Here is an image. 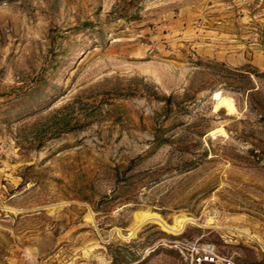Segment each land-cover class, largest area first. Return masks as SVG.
I'll return each mask as SVG.
<instances>
[{
    "label": "rangeland",
    "instance_id": "374dc122",
    "mask_svg": "<svg viewBox=\"0 0 264 264\" xmlns=\"http://www.w3.org/2000/svg\"><path fill=\"white\" fill-rule=\"evenodd\" d=\"M205 245L264 264V0H0V264Z\"/></svg>",
    "mask_w": 264,
    "mask_h": 264
},
{
    "label": "trees",
    "instance_id": "16d2710c",
    "mask_svg": "<svg viewBox=\"0 0 264 264\" xmlns=\"http://www.w3.org/2000/svg\"><path fill=\"white\" fill-rule=\"evenodd\" d=\"M250 91L247 94V103L250 104L252 101V92L253 89H250ZM161 100L163 103L162 110L164 112L163 118H168L169 114L173 112V107L174 105L176 106L178 103H176L175 98L173 95H168V96H163V97H158V100ZM80 102V96L76 95L73 98H71L70 101H68L64 106L59 108L57 112H62L65 111L69 114V120L65 119V117H61V119L58 120V125L56 128L60 130V132L64 131H71L75 129L76 127L83 128V120L84 117L81 113V110L78 109V104ZM75 112H78L79 115H76ZM56 130V129H55ZM170 129L167 128H160L159 130L156 131L155 133V141L158 146L161 145H172L173 144V136L169 135ZM166 136V137H164ZM183 153H188V149H183ZM189 164L192 166L195 165L194 161H188Z\"/></svg>",
    "mask_w": 264,
    "mask_h": 264
},
{
    "label": "built area",
    "instance_id": "2783aa9c",
    "mask_svg": "<svg viewBox=\"0 0 264 264\" xmlns=\"http://www.w3.org/2000/svg\"><path fill=\"white\" fill-rule=\"evenodd\" d=\"M190 264H236L233 259L217 255L213 245H205L201 253L192 255Z\"/></svg>",
    "mask_w": 264,
    "mask_h": 264
}]
</instances>
